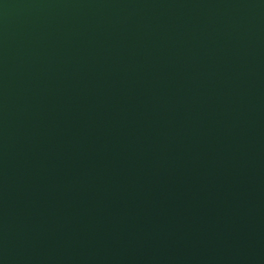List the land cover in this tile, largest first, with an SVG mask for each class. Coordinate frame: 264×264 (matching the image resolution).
Segmentation results:
<instances>
[{
  "label": "water",
  "instance_id": "1",
  "mask_svg": "<svg viewBox=\"0 0 264 264\" xmlns=\"http://www.w3.org/2000/svg\"><path fill=\"white\" fill-rule=\"evenodd\" d=\"M0 264H264V0H0Z\"/></svg>",
  "mask_w": 264,
  "mask_h": 264
}]
</instances>
